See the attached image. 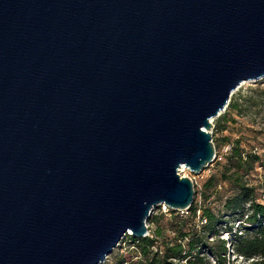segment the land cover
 <instances>
[{"label": "water", "instance_id": "obj_1", "mask_svg": "<svg viewBox=\"0 0 264 264\" xmlns=\"http://www.w3.org/2000/svg\"><path fill=\"white\" fill-rule=\"evenodd\" d=\"M263 77L264 0H0V264H101L187 210Z\"/></svg>", "mask_w": 264, "mask_h": 264}, {"label": "trees", "instance_id": "obj_2", "mask_svg": "<svg viewBox=\"0 0 264 264\" xmlns=\"http://www.w3.org/2000/svg\"><path fill=\"white\" fill-rule=\"evenodd\" d=\"M263 107L264 87L240 89L213 120L214 130L221 132L228 122H235L233 114L243 117ZM241 142V137H224L222 143L229 149L222 161L216 156L213 172L201 189L194 185L190 207L183 212L167 209L170 234L158 226L153 231L148 228L145 237L127 235V256L117 253L112 264H236L238 259L264 264V183L249 179L257 166L264 176V153L247 150ZM259 189L263 190L262 201L258 200ZM164 215L161 211L150 215L148 227Z\"/></svg>", "mask_w": 264, "mask_h": 264}, {"label": "rangeland", "instance_id": "obj_3", "mask_svg": "<svg viewBox=\"0 0 264 264\" xmlns=\"http://www.w3.org/2000/svg\"><path fill=\"white\" fill-rule=\"evenodd\" d=\"M258 86L261 88L264 87V77L256 81H244L238 88V90L242 89L243 91H246L250 87ZM238 90H236L234 93L238 92ZM232 118L235 120V122H228L226 128L221 132H215L214 124L212 121V128L210 129V133L215 149V159L217 156V160L222 161L223 156L225 155V153H227L229 146L223 145L222 143V139L227 136L231 137L232 139L241 137V144L243 147H245V149H254L257 150L258 153H264V132L260 133V129H264V107L262 108V110L259 108H254L250 114L243 117H239L233 114ZM215 159L208 166L204 167L199 173H193L187 169H183L182 171H180V174L190 178L193 184L196 186L197 190H200L204 180L213 172ZM263 177V169L258 166L249 175V179L251 181L256 184L260 183L261 185H263L264 183ZM257 196L258 200L262 201L263 190H257ZM160 211L164 213L162 205L154 206L150 215H158ZM169 218L170 215L166 211L164 217L162 219H158L157 223H151L149 224V227L148 222L146 224L147 227L152 231L159 226L165 229L166 233L170 234L171 228ZM127 248L128 243H125V238H123L120 241V244L101 264H112L117 253L127 256ZM210 264H214V262L210 261ZM236 264H246V262L238 259Z\"/></svg>", "mask_w": 264, "mask_h": 264}, {"label": "built area", "instance_id": "obj_4", "mask_svg": "<svg viewBox=\"0 0 264 264\" xmlns=\"http://www.w3.org/2000/svg\"><path fill=\"white\" fill-rule=\"evenodd\" d=\"M162 206H163V211L166 212L168 208H167L166 206H164V205H162ZM184 211H185V210H184ZM181 212H183V211H181ZM147 235H148V232H147ZM147 235H146V236H147ZM126 236H127V235H126ZM126 236H125V237H126ZM125 237H124V238H125Z\"/></svg>", "mask_w": 264, "mask_h": 264}, {"label": "bare ground", "instance_id": "obj_5", "mask_svg": "<svg viewBox=\"0 0 264 264\" xmlns=\"http://www.w3.org/2000/svg\"><path fill=\"white\" fill-rule=\"evenodd\" d=\"M184 168H181L180 171H182Z\"/></svg>", "mask_w": 264, "mask_h": 264}]
</instances>
